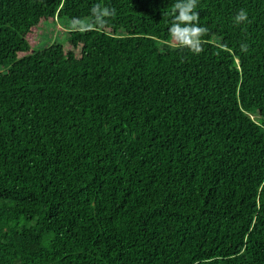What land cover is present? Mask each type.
Here are the masks:
<instances>
[{
    "label": "trees",
    "instance_id": "1",
    "mask_svg": "<svg viewBox=\"0 0 264 264\" xmlns=\"http://www.w3.org/2000/svg\"><path fill=\"white\" fill-rule=\"evenodd\" d=\"M176 2L0 0V264H264V0Z\"/></svg>",
    "mask_w": 264,
    "mask_h": 264
},
{
    "label": "clouds",
    "instance_id": "2",
    "mask_svg": "<svg viewBox=\"0 0 264 264\" xmlns=\"http://www.w3.org/2000/svg\"><path fill=\"white\" fill-rule=\"evenodd\" d=\"M197 0H177L175 3L176 12L174 20L169 28V34L181 46L186 47L194 54L202 51L201 37L207 29L198 24V13L195 11ZM92 18L90 20L74 19L72 27L80 31L91 30L99 26L103 27L108 21L106 17L115 16V9L102 7L99 3L91 9ZM247 21V13L241 9L234 17V22L239 24ZM241 51H247V45H241Z\"/></svg>",
    "mask_w": 264,
    "mask_h": 264
},
{
    "label": "rangeland",
    "instance_id": "3",
    "mask_svg": "<svg viewBox=\"0 0 264 264\" xmlns=\"http://www.w3.org/2000/svg\"><path fill=\"white\" fill-rule=\"evenodd\" d=\"M45 27L35 28L31 35V42L34 44H42L58 40L67 47H71L72 43L69 38V30H76L72 27V23H59L56 25L53 22L46 21L43 23ZM256 118V117H255Z\"/></svg>",
    "mask_w": 264,
    "mask_h": 264
}]
</instances>
